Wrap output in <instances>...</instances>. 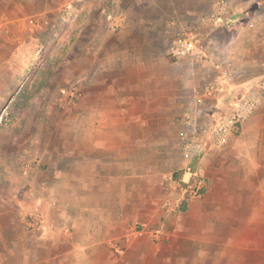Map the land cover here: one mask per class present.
Here are the masks:
<instances>
[{
  "label": "rangeland",
  "instance_id": "rangeland-1",
  "mask_svg": "<svg viewBox=\"0 0 264 264\" xmlns=\"http://www.w3.org/2000/svg\"><path fill=\"white\" fill-rule=\"evenodd\" d=\"M218 1L39 3L43 13L33 21L34 34L20 53H30V59L2 100L0 114V207L25 211L26 230L51 232L55 238L64 234L61 244L38 250L39 264H59L60 252L73 246L78 232L87 233L84 229L93 226V238L95 227L106 230L109 221L117 229H131L137 240L169 242L177 222L167 231L164 223L178 220L182 205L203 195L190 198L185 141L201 127L210 132L230 114L235 100L264 87V42L252 41L253 36L264 38V0H225L226 6H259L253 23L247 12L238 13V21L224 14L207 21L210 12L205 6ZM114 13H126L133 25L143 21L147 27H142V34L152 29L155 36L149 37L166 47L179 33L192 34L199 55L175 60L166 53L169 80L157 85L147 82L145 67L122 65L117 74L105 65L100 73L96 47L103 45L102 37L107 42L123 27L116 22L111 28ZM140 72L139 78L133 75ZM218 83L212 95H204L207 85ZM199 97L204 104L197 103ZM241 128L242 124L233 128L226 147ZM211 143L209 155L216 151ZM101 193L111 196L104 208L103 198L95 204ZM95 205L101 209L95 212ZM52 214L59 216L56 229L48 219ZM39 217L42 222L31 229L29 222ZM17 262L28 264V252Z\"/></svg>",
  "mask_w": 264,
  "mask_h": 264
},
{
  "label": "crops",
  "instance_id": "crops-1",
  "mask_svg": "<svg viewBox=\"0 0 264 264\" xmlns=\"http://www.w3.org/2000/svg\"><path fill=\"white\" fill-rule=\"evenodd\" d=\"M40 2L42 0H0V114L4 106L2 100L13 90L30 59V53L24 57L20 53L34 34L31 33L33 21L43 13L38 7ZM214 8L205 6L210 13ZM258 10L259 6H227L223 16L238 21V13L247 12L253 23L259 16L256 14ZM116 12L119 13V9ZM112 16L109 15L110 19ZM125 16L114 13V21L108 19L112 29L116 22L123 27L108 37L107 42L106 37H102L103 45H97L98 72L101 73L106 66L117 74H120L118 69L122 65L145 67L149 68L145 76L149 79L147 82H154V85L167 82L171 65L166 56L168 46L149 37L155 36L152 29L146 28L151 33L142 34L143 21L133 25ZM256 37L253 36L252 41L264 42V38ZM133 75L142 76V72ZM115 81L108 79L106 82L120 87ZM263 103L243 121L241 131L230 137L227 147L204 156L202 166L207 179L206 189L200 198L188 204L178 220L164 223L167 231L172 229L173 222H177V229L171 232V241L137 240L131 229H117L116 224L109 221L106 230L95 227L93 238L89 235L93 226L84 229L87 233L78 232L73 246L60 252L59 264H264ZM109 168L107 166L104 170ZM109 197L110 194L95 197V204L103 198L100 207L104 208ZM53 200L60 205L58 198L53 197ZM98 209L101 208L95 205V212ZM23 213L25 211L1 204L0 264H18L19 256L26 252L28 264H39L40 259L36 258L39 249L62 243L64 234L55 238L51 232L26 230ZM106 213L108 217L112 214ZM90 215L86 216L88 221ZM57 217L53 214L48 217L55 229L58 227ZM42 257L47 260L45 252Z\"/></svg>",
  "mask_w": 264,
  "mask_h": 264
},
{
  "label": "built area",
  "instance_id": "built-area-1",
  "mask_svg": "<svg viewBox=\"0 0 264 264\" xmlns=\"http://www.w3.org/2000/svg\"><path fill=\"white\" fill-rule=\"evenodd\" d=\"M226 7L225 0H219L214 10L207 17V21H217L224 14L223 12ZM198 51V40L196 36L185 32L176 35L167 47V55L175 60L193 58L199 55ZM219 87V83L207 85L204 95H212ZM263 102L264 87L258 94L242 96L235 100L230 114L218 121L210 132L204 131L201 127L198 132H195L194 137L185 141L183 156L188 162L185 167V172L190 175V179L188 180V183H191L192 187L190 198L200 196L207 186L202 159L211 150L207 146L208 141H212L211 147L213 148L214 146L216 150L224 147L233 128L238 124H242L249 114ZM197 103L204 104L203 97H199ZM196 160L197 164L194 166ZM38 221L42 222V217H39L34 222H29L28 226L34 229Z\"/></svg>",
  "mask_w": 264,
  "mask_h": 264
},
{
  "label": "trees",
  "instance_id": "trees-1",
  "mask_svg": "<svg viewBox=\"0 0 264 264\" xmlns=\"http://www.w3.org/2000/svg\"><path fill=\"white\" fill-rule=\"evenodd\" d=\"M197 164V160L194 162V166H196ZM183 172H180L179 174L176 175L177 178H181ZM184 185H187L185 182H184ZM188 204L185 202L183 205H182V209L183 210H186L188 207Z\"/></svg>",
  "mask_w": 264,
  "mask_h": 264
}]
</instances>
